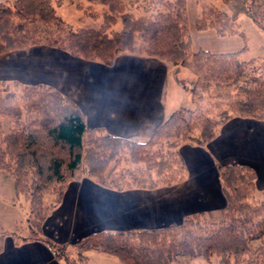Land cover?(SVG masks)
I'll return each instance as SVG.
<instances>
[{
	"label": "trees",
	"instance_id": "obj_1",
	"mask_svg": "<svg viewBox=\"0 0 264 264\" xmlns=\"http://www.w3.org/2000/svg\"><path fill=\"white\" fill-rule=\"evenodd\" d=\"M87 2L77 7L102 17L99 27L74 29L53 0H0V57L40 44L106 65L121 52L142 53L190 68L196 80L186 91L197 104L177 108L146 141H136L89 126L80 107L51 85L0 80V170L13 178L16 199L28 203L27 233L1 232L0 252L10 236L15 244L51 245L64 264H89L90 250L125 264H173L184 256L210 262L214 255L221 264H264V191L257 188L255 168L245 163L218 168L226 197L219 220L198 212L163 227L96 231L73 244L44 236L45 221L70 181L88 176L115 190L174 185L188 172L184 142L205 145L235 116L264 121V56H242L248 37L238 21L246 13L264 27V0H223L231 13L199 0L198 29L244 38L241 50L229 52L193 49L187 0ZM206 97L217 100L214 114L203 106ZM50 193L56 196L47 204Z\"/></svg>",
	"mask_w": 264,
	"mask_h": 264
},
{
	"label": "crops",
	"instance_id": "obj_2",
	"mask_svg": "<svg viewBox=\"0 0 264 264\" xmlns=\"http://www.w3.org/2000/svg\"><path fill=\"white\" fill-rule=\"evenodd\" d=\"M186 74L183 65L142 53L121 52L113 65H106L44 44L0 57V80L54 86L80 107L89 126L136 141H146L173 111L192 102ZM180 152L188 172L174 185L115 190L88 176L70 181L45 221L44 236L73 244L96 231L163 227L198 212L219 220L226 206L221 164L253 166L257 188L264 191L263 120L235 116L205 145L184 142ZM21 199H15L13 207L21 205ZM0 264L64 263L45 242L15 244L8 236Z\"/></svg>",
	"mask_w": 264,
	"mask_h": 264
},
{
	"label": "rangeland",
	"instance_id": "obj_3",
	"mask_svg": "<svg viewBox=\"0 0 264 264\" xmlns=\"http://www.w3.org/2000/svg\"><path fill=\"white\" fill-rule=\"evenodd\" d=\"M203 1L213 2L220 8L231 13L229 7L223 0ZM79 2L84 3V5L88 4L87 0H53L58 14L74 29L80 27H99L102 22V17L94 18L85 15L84 10L77 7ZM201 9L202 6L199 0H187L189 25L194 50L204 48L213 52H229L241 50L245 46L246 42L240 35L220 36L214 29H198L196 21L201 15ZM238 21L248 37V50L244 52L242 56L246 59L264 56V27L255 23L246 13L239 14ZM185 70L188 73L184 77L186 78L185 82H187L186 87H192L196 80V75L187 66H185ZM216 102V99L206 97L203 100V106L204 108H210L209 112L214 114L216 111ZM195 103L196 102L192 99V102L189 101L184 106L193 108L197 104ZM55 196V193L48 194L45 198V202L47 204L52 203ZM16 198L13 178L8 172L0 170V233L5 231H18L22 234L27 233L28 203L26 201L24 202V200L19 201L20 203L22 202V204L19 205L20 203H18L19 206L13 207V202ZM23 198L24 197H22V199ZM72 251L73 254H75L74 249ZM87 255L89 256V264H125L117 256L104 251L90 250ZM173 264H221V262L220 257L217 255H214L210 262L203 257L184 256L177 257Z\"/></svg>",
	"mask_w": 264,
	"mask_h": 264
}]
</instances>
